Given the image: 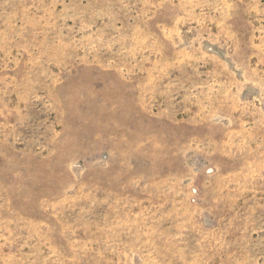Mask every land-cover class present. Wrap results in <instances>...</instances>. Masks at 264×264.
<instances>
[{
  "label": "rangeland",
  "instance_id": "rangeland-1",
  "mask_svg": "<svg viewBox=\"0 0 264 264\" xmlns=\"http://www.w3.org/2000/svg\"><path fill=\"white\" fill-rule=\"evenodd\" d=\"M0 264H264V0H0Z\"/></svg>",
  "mask_w": 264,
  "mask_h": 264
}]
</instances>
